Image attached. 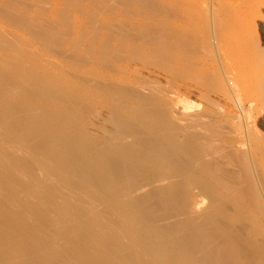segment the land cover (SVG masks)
<instances>
[{
    "label": "bare ground",
    "instance_id": "bare-ground-1",
    "mask_svg": "<svg viewBox=\"0 0 264 264\" xmlns=\"http://www.w3.org/2000/svg\"><path fill=\"white\" fill-rule=\"evenodd\" d=\"M128 1L0 0V264H264L243 113L160 106L134 65L173 60L164 0Z\"/></svg>",
    "mask_w": 264,
    "mask_h": 264
},
{
    "label": "rangeland",
    "instance_id": "rangeland-1",
    "mask_svg": "<svg viewBox=\"0 0 264 264\" xmlns=\"http://www.w3.org/2000/svg\"><path fill=\"white\" fill-rule=\"evenodd\" d=\"M128 4L132 11L148 8L142 0ZM161 5L157 16L148 19L172 28L173 60L160 64L158 53L150 51L134 67L144 75L152 73L156 101L170 108L179 123L208 121L215 113H243L227 126L240 138L249 126L250 138L243 146L254 150L264 170L257 152L264 149V0H164ZM72 11L75 19L82 18L81 12Z\"/></svg>",
    "mask_w": 264,
    "mask_h": 264
}]
</instances>
